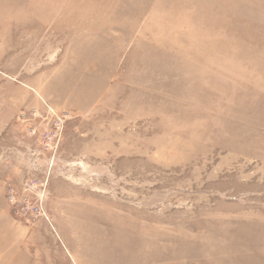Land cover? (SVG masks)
<instances>
[{"label":"rangeland","instance_id":"374dc122","mask_svg":"<svg viewBox=\"0 0 264 264\" xmlns=\"http://www.w3.org/2000/svg\"><path fill=\"white\" fill-rule=\"evenodd\" d=\"M0 264H264V0H0Z\"/></svg>","mask_w":264,"mask_h":264}]
</instances>
